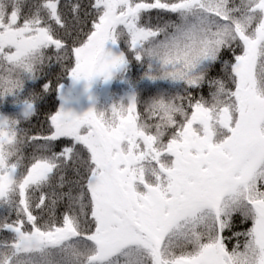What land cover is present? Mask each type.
Here are the masks:
<instances>
[{"label": "snow or ice", "instance_id": "obj_1", "mask_svg": "<svg viewBox=\"0 0 264 264\" xmlns=\"http://www.w3.org/2000/svg\"><path fill=\"white\" fill-rule=\"evenodd\" d=\"M133 60L175 91L0 116V264H264V0H0V97L45 77L25 118Z\"/></svg>", "mask_w": 264, "mask_h": 264}, {"label": "trees", "instance_id": "obj_2", "mask_svg": "<svg viewBox=\"0 0 264 264\" xmlns=\"http://www.w3.org/2000/svg\"><path fill=\"white\" fill-rule=\"evenodd\" d=\"M84 3H88V0H84ZM114 47L117 48L119 52L126 51V48L123 44H119L118 46ZM60 71V68L57 66L55 71L48 73V78L52 79L53 82L56 83L57 81L55 80V77L60 73ZM145 71L146 67L135 62L134 60L128 65L127 69L123 71L130 83V90L133 92V94H135L138 101L146 102L156 97L160 93L175 91L177 85L168 80H150L145 77ZM71 82V77L65 74L58 81L59 85H61V88L57 91L45 93L42 98L39 99V101L34 105V114L28 118H25L24 103L28 101L29 98L34 94H38L43 91L45 77L41 76L36 79H26L23 83L22 89H20L18 92L0 97V116L18 121L22 127L28 129L29 131H38L47 114L50 112L59 111L61 105L59 92L61 89L67 88ZM204 93H207V88L204 89ZM17 107H20L23 110V113H20L16 109ZM12 111L16 112L19 116L10 115Z\"/></svg>", "mask_w": 264, "mask_h": 264}, {"label": "rangeland", "instance_id": "obj_3", "mask_svg": "<svg viewBox=\"0 0 264 264\" xmlns=\"http://www.w3.org/2000/svg\"><path fill=\"white\" fill-rule=\"evenodd\" d=\"M106 50L119 54L117 48L110 42L106 44ZM131 95H133V92L130 90V83L123 71L117 72L108 81H105L103 77H96L91 82L72 80L67 88H63L59 92L61 98L59 110L63 108L65 111H70L77 116L82 115L90 108L97 112L105 111L117 104L127 105ZM16 109L23 113L20 107ZM10 115L19 116L14 111ZM8 119L11 120V118ZM229 247H231V244H229Z\"/></svg>", "mask_w": 264, "mask_h": 264}]
</instances>
